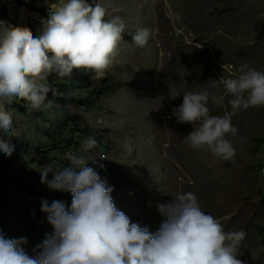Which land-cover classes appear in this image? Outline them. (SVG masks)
<instances>
[{
	"label": "rangeland",
	"instance_id": "374dc122",
	"mask_svg": "<svg viewBox=\"0 0 264 264\" xmlns=\"http://www.w3.org/2000/svg\"><path fill=\"white\" fill-rule=\"evenodd\" d=\"M13 1L14 9L9 14L0 0V21L23 27V8L31 18L26 28L32 27L30 30L37 35L49 11L54 10L49 5L62 2ZM98 3L106 9V20L117 16L123 20L124 33L128 35L123 33L113 63L103 76L92 72L94 81L90 88L71 87L67 92L86 97L104 82L123 85L98 99L94 96V104L104 109L68 106L70 113L81 117L78 125L89 134L69 127L54 130V121L62 117L60 103L40 111H30L26 101L4 104L13 117L15 149L30 167L29 182H41L40 170L45 166H69L66 153L84 156L90 160L87 166L113 187L111 196L117 209L151 233L160 228L164 219L158 206L179 194L192 192L202 210L219 219L225 231H245L239 259L244 264H264V107L241 109L233 114L228 103L232 97L223 84L238 76L239 67L244 64L264 71V0ZM137 28L151 32L143 48L132 41ZM170 89L181 95L170 100ZM204 91L210 97V115L228 114L238 129L235 136L226 137L236 149L230 161L208 151L193 150L184 137L198 125L177 123L172 115L185 92ZM212 96H223L222 104L212 103ZM89 137L98 143L85 151L83 142ZM113 170L116 179L109 178ZM4 176V156L0 153V205L7 200L11 210L7 236L26 237L28 242L23 247L33 255L35 246L52 228L47 216L37 217L40 196L33 198L13 175L8 176L4 189ZM51 178L50 173L48 179ZM46 188L47 195H57L66 206L71 203L70 192ZM4 217L5 211L0 207V230Z\"/></svg>",
	"mask_w": 264,
	"mask_h": 264
},
{
	"label": "clouds",
	"instance_id": "9594fccd",
	"mask_svg": "<svg viewBox=\"0 0 264 264\" xmlns=\"http://www.w3.org/2000/svg\"><path fill=\"white\" fill-rule=\"evenodd\" d=\"M49 7L54 10L43 21L39 35L0 21V131L8 137L14 136V127L5 103L26 101L30 111L52 107L48 94L55 97L57 91L47 83L50 75L71 77L74 70L84 69L103 76L123 40V20L118 16L106 20L100 3L62 0ZM150 37L148 28H137L132 41L143 48ZM238 71V76L223 81L232 97L231 112L264 107V71L246 64ZM180 95L170 89L168 98ZM209 99L206 91L185 92L172 115L177 123L198 125L184 137L193 150L230 161L236 149L226 137L235 136L238 129L228 114L210 115ZM223 99L211 97L214 104H222ZM83 143L88 151L98 142L89 137ZM13 151L14 145L0 136V153L11 156ZM65 158L69 166H45L40 174L41 183L51 190L71 193L70 209L61 201L49 204L41 199V211L52 231L45 233L33 255L23 247L26 237L9 238L0 230V264H244L239 253L245 231H225L219 219L202 210L194 193L179 194L159 205L164 219L151 233L117 209L113 187L87 166L90 160L74 153H66Z\"/></svg>",
	"mask_w": 264,
	"mask_h": 264
},
{
	"label": "trees",
	"instance_id": "16d2710c",
	"mask_svg": "<svg viewBox=\"0 0 264 264\" xmlns=\"http://www.w3.org/2000/svg\"><path fill=\"white\" fill-rule=\"evenodd\" d=\"M86 2L92 6H95V4L98 3V0H86ZM31 28L32 27H29L28 29ZM124 34L128 35V33H124ZM93 76L94 75L92 71L80 69V70H74L71 77L59 78L55 74H52L47 78L48 84H50L51 87L55 88L57 91V96L55 97H53L50 92L48 94V99L52 100L53 103L61 104L62 117L54 121L56 126L54 130H57V128L62 129L64 127H69V128H73V131L76 130L81 133L89 134V132L86 129H83L78 125L81 117L78 114L70 113L68 111V106L77 105V106H89L97 109H104L101 108V106L94 104L93 102L94 96H96V98L98 99L106 91H112L116 87L123 85L122 82H115V83L104 82L98 89H93V93L89 96L79 97L77 95L68 94L67 90L70 89L71 87H76L79 89L90 88L94 81ZM0 136H2L1 133ZM3 138L14 145V151L11 156H5L3 153H1L4 156V168H5V176L2 181V187L4 189L6 188L7 185L6 182L8 176L13 175V177L17 179V181L22 187L30 191V195L33 198H35L36 195L40 196V206L38 209L37 217L39 219H44L46 217V214L41 211V199L43 198L47 200L49 204H51L52 201L58 200L59 197L57 195L56 196L47 195L49 190L46 187L48 186L46 184L41 183L39 180L32 181L31 183L29 182V179L31 178L28 177L30 167L27 166L26 163H23V161L21 160L20 154L15 149L14 138L13 137L10 138L3 137ZM116 176L117 173L115 172V170H113L109 174L110 179H116L117 178ZM6 201L7 200H4L1 203L0 207H2V209L5 211L4 222L1 230L7 235V233L10 230L8 224L9 223L8 215L11 212V210L9 209V205L7 204ZM70 206L71 203L68 202V205L66 207L70 209Z\"/></svg>",
	"mask_w": 264,
	"mask_h": 264
},
{
	"label": "bare ground",
	"instance_id": "6f19581e",
	"mask_svg": "<svg viewBox=\"0 0 264 264\" xmlns=\"http://www.w3.org/2000/svg\"><path fill=\"white\" fill-rule=\"evenodd\" d=\"M14 4H15L14 1L11 0L10 1V13L12 12V9H14V7H13ZM3 7L5 9H8V11H9V8H7L6 6H3ZM20 19H21L22 26L23 27H27L29 25L30 21H31L30 13L22 8L21 9Z\"/></svg>",
	"mask_w": 264,
	"mask_h": 264
},
{
	"label": "built area",
	"instance_id": "2783aa9c",
	"mask_svg": "<svg viewBox=\"0 0 264 264\" xmlns=\"http://www.w3.org/2000/svg\"><path fill=\"white\" fill-rule=\"evenodd\" d=\"M10 1L11 0H1V4L3 6H6L7 8H9V14H10ZM13 24H14V22H13Z\"/></svg>",
	"mask_w": 264,
	"mask_h": 264
}]
</instances>
